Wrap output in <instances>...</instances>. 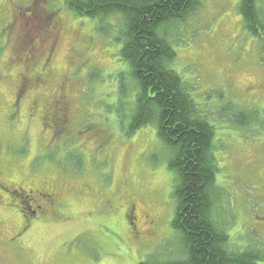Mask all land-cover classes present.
<instances>
[{"label":"rangeland","instance_id":"rangeland-1","mask_svg":"<svg viewBox=\"0 0 264 264\" xmlns=\"http://www.w3.org/2000/svg\"><path fill=\"white\" fill-rule=\"evenodd\" d=\"M50 1V10L63 12L64 28L80 31L60 41L47 85L18 101L15 77L22 70L12 66L6 73L7 53L0 59V179L25 190L50 185L54 206L27 221L16 201L0 192V264L185 262L180 236L171 227L176 206L171 151L151 126L130 138L124 134L138 86L120 58V17L81 18L66 9V0ZM239 1L199 0L185 19L159 29L175 52L170 69L198 115L214 128L212 218L236 253L264 250V35L252 37L243 29ZM258 7L264 14V0ZM33 24L37 30V20ZM74 38L89 45L84 54H69ZM61 85L66 118L60 125L49 112ZM248 119L250 125L244 123ZM89 128L107 132L104 150V133ZM128 199L135 205L130 222L136 235L125 216Z\"/></svg>","mask_w":264,"mask_h":264},{"label":"trees","instance_id":"trees-1","mask_svg":"<svg viewBox=\"0 0 264 264\" xmlns=\"http://www.w3.org/2000/svg\"><path fill=\"white\" fill-rule=\"evenodd\" d=\"M198 1L66 0L64 4L77 17L118 16L123 23L120 58L129 65L138 86L134 114L124 134L130 138L151 126L172 154L168 170L175 175L176 206L171 227L180 236L186 261L165 264H261L264 250L231 251L225 230L212 218L217 173L212 155L214 128L198 115L180 77L170 69L175 52L159 34L164 25L189 16ZM258 1L240 0L238 4L243 29L252 37L264 35V14ZM250 121L244 123L250 125ZM99 131L103 132L94 128L91 133Z\"/></svg>","mask_w":264,"mask_h":264},{"label":"flooded vegetation","instance_id":"flooded-vegetation-1","mask_svg":"<svg viewBox=\"0 0 264 264\" xmlns=\"http://www.w3.org/2000/svg\"><path fill=\"white\" fill-rule=\"evenodd\" d=\"M51 4L54 6L53 1L50 0H0V38L3 40L0 45V59L7 53L4 58L6 59L4 65L6 73L12 66L22 70L18 78L15 77V81L18 82L17 101L21 95L28 91H35L47 85L51 71V59L56 53L60 41L67 36L66 33L73 36L80 31V29L75 31V28L66 30L64 16H61L63 12L58 14V8L53 12L48 8V5L50 7ZM60 10L62 11V9ZM6 14L8 15L6 16ZM34 20H37V30L33 24ZM38 21L45 22V25H38ZM25 31L30 33L29 37L23 36ZM92 32L88 35V39L91 41L94 40ZM70 42L75 43V45L71 43L68 48L70 55H78V52L84 54L85 48L89 46L80 45L77 38ZM10 77L7 74V78ZM65 96L64 87L61 85L53 92V101L50 105L49 114H52L50 117H54L60 125L66 118ZM32 104L34 107L37 106L35 101ZM16 107L17 105L14 104V109H12L15 110ZM102 133L104 134L101 136L100 143L102 144L101 149L104 150L109 139L107 140V132ZM0 192L16 201L14 207L27 221L37 220L38 213L46 214L47 209L54 206L55 193L53 187L47 184L38 185L32 190H25L19 187L14 188L11 185L7 187L0 179ZM37 203L40 204L37 205ZM30 205L31 207H29ZM104 205L107 206L106 208L110 207L107 203ZM43 207L46 208L43 210ZM134 211L135 205L128 199L125 214L127 220ZM129 225L131 233L136 235V227L133 222H130Z\"/></svg>","mask_w":264,"mask_h":264}]
</instances>
